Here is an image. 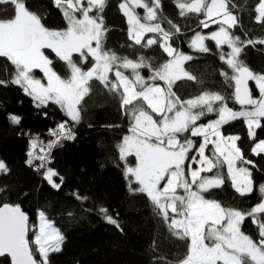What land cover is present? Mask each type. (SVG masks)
<instances>
[{
    "label": "snow or ice",
    "instance_id": "obj_1",
    "mask_svg": "<svg viewBox=\"0 0 264 264\" xmlns=\"http://www.w3.org/2000/svg\"><path fill=\"white\" fill-rule=\"evenodd\" d=\"M53 3L67 21L65 29L46 27L42 17L28 9L26 0H0V5L8 6L0 11V57L7 58L14 66L11 79H0V87L18 85L32 98L36 108L55 104L68 118L48 130L50 139L47 142L20 129L17 135L29 136L25 163L41 174L51 188L61 189L66 178L51 167L53 151L65 141L76 138L74 127L80 123L83 103L91 94L90 81L97 80L113 98L119 96L120 107L130 122L129 134L117 144L122 161L130 155L136 158L134 167L125 165V178L130 175L139 185L132 188L129 181V190L133 194H146L171 235L188 241L187 253L177 264H264V183L256 186L252 171L244 166L257 167L245 158L238 146L240 137L224 135L221 131L222 125L242 118L249 138L254 141L251 152L264 153V139L255 140V130L264 127V74L254 72L239 59L245 47L264 44V38L242 40L231 31L240 25L236 11H243L244 6L233 0H174L181 17L187 18L189 13L201 14L204 18L199 20L198 27L209 30V35L197 31L190 47L207 53L210 49L205 40L210 39L218 49L222 45L230 49L220 53V60L232 74L221 69L220 75L229 86L231 81L235 82L233 96L242 106L237 111L228 106L229 97L221 92L204 90L194 98L183 99L175 91L178 82L191 81L202 87L203 80L184 67V62L194 57L170 43L181 28L163 17L162 0H131L133 8L145 10L143 17L132 11L128 3L118 5L128 17V37L134 42L127 46L138 45L144 49L158 46L170 57L159 64L154 63V57L140 55L131 59L105 47L109 31L103 17L106 0H53ZM254 11L255 21L264 24V0H258ZM142 20L149 23H142ZM153 21L156 22L151 23ZM165 22L168 28L162 27ZM211 25H216L217 30L212 31ZM144 33L156 36L145 38ZM44 49H51L65 62L70 73L67 78L57 73ZM73 53L79 54V63L73 59ZM89 58L92 66L86 69L83 65L90 62ZM34 69L43 73L46 85L33 75ZM122 69H130L131 74L126 75ZM143 69L148 70L147 77L141 74ZM110 72H114V79L109 76ZM158 81H162L163 86ZM248 81L255 82L258 98L251 93ZM210 113H216L218 118L199 123ZM44 115L47 116V112ZM6 119L19 127L23 118L8 113ZM196 137L202 140L197 142ZM37 145L39 153L35 151ZM209 145L212 146L211 156L206 154ZM213 170L211 176L202 175L213 173ZM10 173L9 164L0 159V175ZM227 180L241 197L258 192L259 202L242 209L205 197L210 189H220ZM6 189V185L0 187V193ZM178 189L183 190L182 194ZM71 195L81 205L89 200L78 190ZM82 210L94 212L123 232L118 213L113 216L102 203ZM169 210L174 215L169 216ZM73 215L68 212L69 217ZM247 219L257 227V239L242 231ZM64 241L62 230L46 211L38 209L37 224L30 225L20 204L0 201V257H10L11 264H51V254L61 252Z\"/></svg>",
    "mask_w": 264,
    "mask_h": 264
},
{
    "label": "trees",
    "instance_id": "obj_2",
    "mask_svg": "<svg viewBox=\"0 0 264 264\" xmlns=\"http://www.w3.org/2000/svg\"><path fill=\"white\" fill-rule=\"evenodd\" d=\"M121 2L125 0H106L103 17L109 31L106 33L105 47L131 59L144 55L154 57V63L157 64L166 61L168 56L158 46L149 49L138 45L133 48L127 46L134 42L129 40V23L118 7ZM233 2L243 5L244 10L236 11L240 17V25L231 31L242 40L249 37L264 38V24H259L254 19L256 15L254 8L258 0ZM26 5L29 10L42 17V23L49 29L62 30L67 27V21L60 9L54 6L53 0H26ZM4 7L8 6L0 5V11ZM143 12V8H135V13L139 16L143 15ZM162 12L166 20L173 21L181 28V32L170 41L172 46L194 57L191 61H185L184 67L203 80L202 87L191 81L178 82L175 91L183 99L194 98L204 90L221 92L229 97L227 103L230 108L233 110L241 108L233 96L235 82L231 81L229 86L220 75L221 69H226L230 75L232 74L226 63L220 60L221 52L230 51L227 45H222L218 49L216 43L208 39L205 40L206 46L210 49L207 53L190 47V42L197 31L204 35L209 33L208 29L198 27L199 20L204 17L196 13H189L187 18L181 17L174 0H162ZM162 27L168 28V24L162 23ZM214 29L216 25L211 26V30ZM153 36L156 34L149 35ZM43 51L53 60L57 73L62 78H67L70 73L65 62L60 61L51 49ZM73 59L79 63V54L74 53ZM239 59L254 72L264 74V44L248 45L243 49ZM89 60L88 64L83 65L86 69L92 66L91 58ZM13 71L14 66L7 58L0 57V79L10 80ZM122 71H125L126 75L131 74L130 69ZM141 74L147 77L149 72L143 69ZM33 75L41 79L42 83H46L40 70L34 69ZM109 76L114 79V72H110ZM158 83L163 86L162 81ZM90 84L91 94L83 103L82 119L74 127L76 138L65 141L62 147L53 151L54 161L51 167L66 178L59 191L51 188L48 182L42 179L41 174H37L25 163L29 150V136L17 133L22 128L25 132L38 135L41 140L47 142L50 139L48 130L68 118L55 104L36 108L32 98L25 95L18 85L8 84L7 87H0V159H4L11 168L10 175H0V187L7 186L6 191L0 193V201L20 204L29 217L30 225L36 224L37 210L42 209L62 230L65 236L62 251L51 254V264H177L187 253L188 241L171 235L168 225L162 216L157 215L153 202L146 194H133L129 190V181L132 188L139 185L130 175L128 179L125 178V165L134 167L135 156H127L126 160L122 161L117 149V144L122 141L123 136L129 134L130 123L120 107L119 96L113 98L97 80L90 81ZM250 91L254 97H258V90L252 81ZM45 112L47 116L44 115ZM8 113H15L23 118L19 127L9 124L6 119ZM217 117L216 113H210L199 123H207ZM221 131L224 135L240 137L237 141L238 146L241 147L245 158L253 161L257 167L244 166L252 171L256 186L264 183V154L255 155L251 152L254 141L249 138L243 119L222 125ZM255 131L256 141L264 139V127ZM194 139L200 142L199 137ZM35 151L40 152L39 145ZM206 154L212 155L211 146L206 150ZM223 171L226 176V165ZM214 172L215 170L213 173L202 175L211 176ZM56 179L59 182L58 178ZM77 190L81 195L89 197L83 205L71 195ZM204 195L206 198L242 209L250 208L259 202L258 192L254 191L241 197L231 186L230 180H227L220 189H210ZM100 203L108 207L113 216L118 213L123 232L106 223L94 212L82 210L95 208ZM70 211L74 213L72 217L68 216ZM242 231L254 239L258 238L257 227L251 219L242 224ZM31 237L30 233L29 238ZM0 264H9V261L2 258Z\"/></svg>",
    "mask_w": 264,
    "mask_h": 264
},
{
    "label": "rangeland",
    "instance_id": "obj_3",
    "mask_svg": "<svg viewBox=\"0 0 264 264\" xmlns=\"http://www.w3.org/2000/svg\"><path fill=\"white\" fill-rule=\"evenodd\" d=\"M125 3H128V6H129V8L132 10V11H134L135 12V8H133L132 7V4H131V0H125ZM66 6V5H65ZM145 15V10H144V12H143V15H141L140 17H143ZM127 18V21H128V17H126ZM142 23H149V22H147V21H141ZM152 23V22H151ZM212 26V25H211ZM217 29H214V30H212V31H216ZM150 34H155V33H144V37L145 38H148L149 37V35ZM204 35V34H203ZM205 35H209V33L208 34H205ZM194 37V36H193ZM215 42V41H214ZM74 54V53H73ZM166 54V53H165ZM167 55V54H166ZM168 59H170V57H168ZM167 59V60H168ZM46 79V78H45ZM253 82V84H254V86L257 88V86H256V84H255V82L254 81H252ZM47 84V80H46V83H45V85ZM122 90V92H123V89H121ZM257 90H258V88H257ZM258 97H259V91H258ZM257 97V98H258ZM245 107H247V106H245ZM241 108H239V109H237V111L238 110H240ZM218 118V117H217ZM216 118V119H217ZM242 119V118H241ZM199 139H200V141L202 140V137H199ZM209 146H211V145H209ZM212 147V146H211ZM135 156V155H134ZM226 168H227V166H226ZM134 178V177H133ZM135 179V178H134ZM190 179V178H189ZM178 191V193H180V194H182V192H183V190L182 189H178L177 190ZM170 211V213H171V210H169ZM172 215H174L173 213H171V216ZM36 224H37V222H36ZM32 234V233H31ZM32 238V237H31Z\"/></svg>",
    "mask_w": 264,
    "mask_h": 264
},
{
    "label": "water",
    "instance_id": "obj_4",
    "mask_svg": "<svg viewBox=\"0 0 264 264\" xmlns=\"http://www.w3.org/2000/svg\"><path fill=\"white\" fill-rule=\"evenodd\" d=\"M250 82L251 81H248V85H249V89H250ZM239 105V104H238ZM239 106H241V105H239ZM242 107V106H241ZM245 107V106H244ZM2 258H7L8 259V261H9V264H11V258L10 257H0V259H2Z\"/></svg>",
    "mask_w": 264,
    "mask_h": 264
},
{
    "label": "crops",
    "instance_id": "obj_5",
    "mask_svg": "<svg viewBox=\"0 0 264 264\" xmlns=\"http://www.w3.org/2000/svg\"><path fill=\"white\" fill-rule=\"evenodd\" d=\"M264 154V153H263Z\"/></svg>",
    "mask_w": 264,
    "mask_h": 264
}]
</instances>
